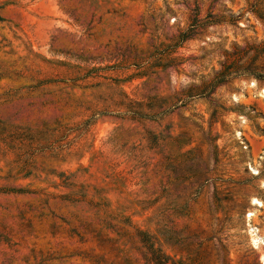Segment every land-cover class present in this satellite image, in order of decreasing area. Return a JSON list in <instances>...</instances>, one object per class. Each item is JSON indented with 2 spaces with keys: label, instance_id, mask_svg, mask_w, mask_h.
Here are the masks:
<instances>
[{
  "label": "rangeland",
  "instance_id": "obj_1",
  "mask_svg": "<svg viewBox=\"0 0 264 264\" xmlns=\"http://www.w3.org/2000/svg\"><path fill=\"white\" fill-rule=\"evenodd\" d=\"M251 80L264 0H0V264H262Z\"/></svg>",
  "mask_w": 264,
  "mask_h": 264
},
{
  "label": "bare ground",
  "instance_id": "obj_2",
  "mask_svg": "<svg viewBox=\"0 0 264 264\" xmlns=\"http://www.w3.org/2000/svg\"><path fill=\"white\" fill-rule=\"evenodd\" d=\"M248 86L250 88H254L256 96H259L260 98H264V87H258L255 80L249 81ZM238 98L239 97L236 94L231 95V100L233 102H237ZM244 122H245V120H244L243 116L237 117L236 123L238 124V127L235 128L234 135L238 139H243L242 138V132L239 129V127H241V125ZM248 165H249L250 170L253 174H258V170H257L256 166L252 165L251 163H248ZM260 186L264 190V179L261 180ZM249 203H250V206H249L248 210L246 211V215L244 216L246 232H247V236L249 238L251 245L254 248L260 249L262 246L264 247V234L260 233L257 226H255L252 223V218L255 214V210L262 207L263 202L257 196H251L249 199ZM260 261L262 264H264V251L260 252Z\"/></svg>",
  "mask_w": 264,
  "mask_h": 264
},
{
  "label": "trees",
  "instance_id": "obj_3",
  "mask_svg": "<svg viewBox=\"0 0 264 264\" xmlns=\"http://www.w3.org/2000/svg\"><path fill=\"white\" fill-rule=\"evenodd\" d=\"M141 243L148 253V255L146 254V258L150 264H168V258L159 249H153L146 235H143Z\"/></svg>",
  "mask_w": 264,
  "mask_h": 264
}]
</instances>
